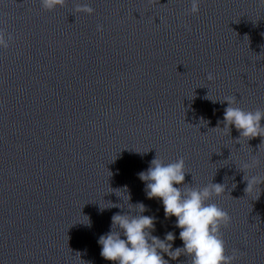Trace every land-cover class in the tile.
<instances>
[{"label": "clouds", "instance_id": "9594fccd", "mask_svg": "<svg viewBox=\"0 0 264 264\" xmlns=\"http://www.w3.org/2000/svg\"><path fill=\"white\" fill-rule=\"evenodd\" d=\"M66 3L67 0H40V5L45 11L63 8ZM258 7L264 8V0H258ZM199 11L200 0H190V7L185 15H197ZM74 12L92 15L94 9L88 4L77 3ZM184 27L191 31L187 24ZM96 30L102 32L103 25L98 24ZM12 40L11 33L0 29V48L7 50ZM206 78L209 81L215 79L211 72ZM225 101L228 106L224 109L223 128L217 126L213 129L230 135L234 126L239 133L235 140L237 143L241 138L248 142L260 137L258 148L264 144V109L246 111L236 106L235 96L225 97L221 102ZM259 164V158L252 155L249 161L238 167L244 173V192L256 193V199L261 194L260 186L264 184V174L248 175V170L258 167ZM186 173L188 171L183 157L166 163L157 154L150 161L148 169L138 173L139 179L146 182L147 197L160 199L165 217L176 218L175 227L181 229L179 239L182 240L183 247L173 250L172 242L176 239L173 232H167L164 239L152 235L155 218L142 214L147 210L143 203H129L130 211L114 214L111 217V230L98 239V244L102 246L100 255L105 260L111 261L112 264H169V260L164 258L166 254L171 260H176L182 255L187 256V264H234L238 259L239 250L233 249L230 255L227 254L222 233V229L230 225L231 216L216 203H210L213 197H219L225 192V185L211 182L203 187L192 186L185 183ZM123 192H127L126 186ZM126 196L128 202L130 196ZM111 207L123 206L110 202L108 208ZM122 236L124 238H121Z\"/></svg>", "mask_w": 264, "mask_h": 264}]
</instances>
